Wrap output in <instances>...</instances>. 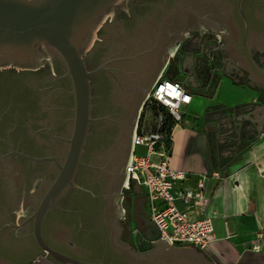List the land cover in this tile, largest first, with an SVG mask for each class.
<instances>
[{
	"label": "water",
	"instance_id": "water-1",
	"mask_svg": "<svg viewBox=\"0 0 264 264\" xmlns=\"http://www.w3.org/2000/svg\"><path fill=\"white\" fill-rule=\"evenodd\" d=\"M196 30L264 90V0H0V264H216L147 217L121 238L139 109Z\"/></svg>",
	"mask_w": 264,
	"mask_h": 264
},
{
	"label": "crops",
	"instance_id": "crops-1",
	"mask_svg": "<svg viewBox=\"0 0 264 264\" xmlns=\"http://www.w3.org/2000/svg\"><path fill=\"white\" fill-rule=\"evenodd\" d=\"M206 47L205 41L192 47L188 60L175 62L174 73L163 68L192 95L173 125L169 164L189 172L190 183L200 172L209 175L207 213H215L216 239L207 259L264 264V124L257 131L249 118L233 119L264 105V90L221 55L199 57Z\"/></svg>",
	"mask_w": 264,
	"mask_h": 264
},
{
	"label": "built area",
	"instance_id": "built-area-1",
	"mask_svg": "<svg viewBox=\"0 0 264 264\" xmlns=\"http://www.w3.org/2000/svg\"><path fill=\"white\" fill-rule=\"evenodd\" d=\"M191 99L181 80L165 75L162 69L139 109L123 186L126 191L132 185L142 189L148 219L158 229L159 239L173 246H195L206 255L216 239L215 213H207L209 175L200 172L190 183L189 172L169 164L173 125L182 119L181 107ZM154 106L160 110L153 113ZM214 176L219 178L217 173ZM122 212L126 214V206ZM137 231L133 227L134 236ZM252 248L257 250V243ZM47 261L46 256L39 255L31 264Z\"/></svg>",
	"mask_w": 264,
	"mask_h": 264
},
{
	"label": "flooded vegetation",
	"instance_id": "flooded-vegetation-1",
	"mask_svg": "<svg viewBox=\"0 0 264 264\" xmlns=\"http://www.w3.org/2000/svg\"><path fill=\"white\" fill-rule=\"evenodd\" d=\"M203 41L206 42L207 47L203 49L199 57L201 56V58H204L205 55H209L210 57L221 55L220 49L218 48L216 33L208 30H202V31L196 30L179 40L173 51L170 52L168 55L167 67H172V65L175 66V62L179 58H185V60H188L189 55L192 52V47L198 46ZM256 59L257 60L260 59L259 53H256ZM123 185L121 186V191H120L121 198L119 201V209L122 212V208L126 206L127 212L125 215H123V221L121 223V227H122L121 238L122 240L128 242L131 246L134 247L137 243V235L134 236L132 230L133 227L137 228L138 231L136 234L141 233V231L144 230L143 218L145 217L148 218L147 208L145 205L144 193L141 188L137 187L136 185H132L131 190L126 191L124 190ZM135 202L137 203V206ZM39 255H37L35 258H37ZM39 259H41V257H39ZM46 264H50L49 260L47 261Z\"/></svg>",
	"mask_w": 264,
	"mask_h": 264
},
{
	"label": "rangeland",
	"instance_id": "rangeland-1",
	"mask_svg": "<svg viewBox=\"0 0 264 264\" xmlns=\"http://www.w3.org/2000/svg\"><path fill=\"white\" fill-rule=\"evenodd\" d=\"M169 68V71L171 72V73H174L175 72V66H173L172 65V67H167V69ZM155 107V108H154ZM153 108V113H155L157 110H160V107H157V106H154ZM137 202V201H136ZM135 202V203H136ZM136 206H137V203H136Z\"/></svg>",
	"mask_w": 264,
	"mask_h": 264
}]
</instances>
